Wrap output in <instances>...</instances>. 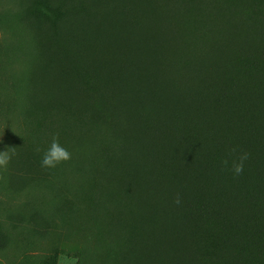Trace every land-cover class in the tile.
<instances>
[{
    "label": "trees",
    "instance_id": "1",
    "mask_svg": "<svg viewBox=\"0 0 264 264\" xmlns=\"http://www.w3.org/2000/svg\"><path fill=\"white\" fill-rule=\"evenodd\" d=\"M156 2L18 0L16 15L39 59L28 102L80 110L78 99L94 97V113L110 123L109 163L95 178L128 209L143 211L136 238L114 247L117 264H264V18L252 25L246 10L221 5L235 18L182 37V63L170 68L163 61L173 45ZM9 152L0 168V194L9 200L57 174L41 168L44 150L35 141ZM180 209L221 240H170L175 228L190 232L167 215ZM1 217L17 230L16 216Z\"/></svg>",
    "mask_w": 264,
    "mask_h": 264
},
{
    "label": "rangeland",
    "instance_id": "2",
    "mask_svg": "<svg viewBox=\"0 0 264 264\" xmlns=\"http://www.w3.org/2000/svg\"><path fill=\"white\" fill-rule=\"evenodd\" d=\"M17 1L0 0L4 26L0 27V151L21 149L31 141L45 151L55 137L71 153V159L54 168L56 176L32 180L13 200L0 194V216L7 212L18 219L17 230L11 231L8 221L0 218L6 235L5 240L0 239V264H117L114 247L122 248L136 238L140 225L135 217L143 211L128 209L127 199L125 203L117 200L95 178V172L109 163L112 127L94 113V97L78 99L79 106L83 105L80 110L64 103L29 104L28 78L38 64V50L29 30L24 31L25 21L16 15ZM155 5L165 15L162 32L173 45L163 61L170 68L182 63L178 55L184 46L179 44L182 37L190 38L196 29L206 32L235 18L223 15L221 5L246 10L252 25L264 18V0H157ZM48 18L41 17L45 25H50ZM117 176L121 182L122 175ZM167 215L190 231L184 235L175 228L170 240H221L216 228L193 225L186 210ZM33 217L37 225L31 223ZM155 240L169 242L165 236Z\"/></svg>",
    "mask_w": 264,
    "mask_h": 264
},
{
    "label": "clouds",
    "instance_id": "3",
    "mask_svg": "<svg viewBox=\"0 0 264 264\" xmlns=\"http://www.w3.org/2000/svg\"><path fill=\"white\" fill-rule=\"evenodd\" d=\"M39 151V149H37ZM11 159L9 149L0 151V168L8 165ZM71 159V153L61 145L58 138H53L47 149L43 152L40 160V166L43 169H54L58 165L65 163ZM248 159V154L244 153L239 157V162H233L231 170L234 176H238L243 172L244 161ZM224 163H227L226 161Z\"/></svg>",
    "mask_w": 264,
    "mask_h": 264
}]
</instances>
